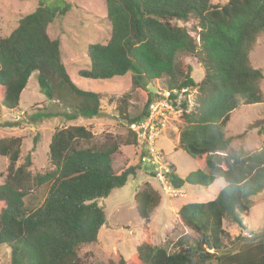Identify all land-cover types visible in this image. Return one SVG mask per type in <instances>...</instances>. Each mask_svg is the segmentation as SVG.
I'll use <instances>...</instances> for the list:
<instances>
[{"label":"trees","instance_id":"obj_1","mask_svg":"<svg viewBox=\"0 0 264 264\" xmlns=\"http://www.w3.org/2000/svg\"><path fill=\"white\" fill-rule=\"evenodd\" d=\"M36 9L21 18L9 36L0 34V105L14 110L29 78L35 75L40 94L60 109L65 121L92 119L100 112V94L79 89L62 62L60 42L47 34L49 25L72 9L68 2L36 0ZM110 37L105 44L87 47L88 65L77 75L90 81H107L131 73L135 87L166 80L167 89L197 88V106L182 115L184 127L179 148L203 167L180 178L173 168L167 175L172 190L185 186L210 187L220 177L224 187L206 203H188L177 211L178 222L192 234L179 237L172 245L153 246L149 236L136 247L129 264H264V232L254 240L237 237L229 242L223 221L229 218L241 229L250 201L264 191V148L248 153L232 149L225 136L230 115L239 105H261L262 71L254 69L249 55L264 33V0H228L220 7L211 0H105ZM198 22L197 37L182 24ZM182 25V26H180ZM193 57L203 68L196 84L187 74L183 81L176 58ZM123 101V99H120ZM118 114L131 124L145 118L151 98L138 117L126 115L121 101ZM125 106V104H124ZM12 127V126H11ZM124 144L135 145L134 134ZM85 128L55 130L48 145L49 172L32 175L28 154L16 167L21 138L0 140V157L9 165L0 185V246L10 251V264H83L77 255L81 245L97 241L105 214L97 201L123 187L136 174L129 167L116 174L111 156L118 145L110 142L98 148H81L91 139ZM48 185L47 195L36 208L24 198L33 187ZM142 221L160 204L150 185L134 194ZM145 232L147 229L145 228ZM110 264H127L124 259Z\"/></svg>","mask_w":264,"mask_h":264},{"label":"rangeland","instance_id":"obj_2","mask_svg":"<svg viewBox=\"0 0 264 264\" xmlns=\"http://www.w3.org/2000/svg\"><path fill=\"white\" fill-rule=\"evenodd\" d=\"M54 0L46 1L45 6H52ZM68 2L72 9L64 16L56 18L48 27L47 34L51 39H58L62 62L71 81L81 90L100 94V112L92 119L79 118L65 121L60 117L42 119L34 123V116L47 112L57 114L60 109L49 103L40 94L35 75L29 78L20 95L19 105L14 110H7L0 105V140L21 138L19 159L16 167L24 163L29 154L32 175L43 174L53 169L48 159V145L55 130L81 126L91 134V139L80 144L81 148H98L113 142L118 150L111 156L112 168L116 174L122 170L135 167L136 174L129 177L126 184L111 191L105 199L97 201L103 210L106 222L99 230L97 241L89 245H81L77 255L83 264H110L124 259L129 264L130 257L136 247L144 240L146 234L156 247H166L173 251L172 245L181 236L192 234L178 222L177 211L188 203H206L212 201L224 187L220 177L208 188L185 186L172 190L167 184H160L151 172V165L144 154L135 145H125L130 140L128 123L118 114L119 100L125 108L126 115L138 117L144 111L149 98L157 90L167 88L166 80L151 81L145 87H135L131 83V73L107 81H90L78 77L77 73L88 65L86 50L92 44H105L110 37V25L106 18L105 0H61ZM228 0H211L212 5L224 6ZM38 6L36 0H0V34L7 37L15 29L17 22L33 12ZM193 37L198 34V22L189 20L182 24ZM180 25V26H182ZM254 69L262 71L263 79L260 90L264 98V33L256 40L249 55ZM183 81L186 74L198 84L203 79V68L193 57L176 58ZM1 100V99H0ZM125 104V106H124ZM12 126V127H11ZM184 127L181 120H176L165 132L160 141L162 157L165 163L173 166L175 173L184 178L189 173L203 167L179 148L178 139ZM225 136L231 139V148L242 149L252 153L264 148V101L261 105H239L230 115L225 128ZM172 149V150H171ZM174 150V151H173ZM9 162L0 157V185L7 174ZM152 187L160 197L159 206L150 215L148 222L138 216L134 194L144 184ZM48 185L33 187L24 202L27 207L36 208L42 204ZM243 229L229 218L223 221V230L228 234L225 241L227 249H235L236 244L229 245L233 239L254 240L264 232V191L250 201L248 215L242 218ZM145 228L147 232H145ZM174 246V245H173ZM0 264H10V251L0 246Z\"/></svg>","mask_w":264,"mask_h":264},{"label":"built area","instance_id":"obj_3","mask_svg":"<svg viewBox=\"0 0 264 264\" xmlns=\"http://www.w3.org/2000/svg\"><path fill=\"white\" fill-rule=\"evenodd\" d=\"M197 95L195 87L157 90L151 97L145 118L128 125V130L135 136L136 147L148 159L154 177L165 186L171 170L162 157L159 140L174 121L194 112Z\"/></svg>","mask_w":264,"mask_h":264},{"label":"clouds","instance_id":"obj_4","mask_svg":"<svg viewBox=\"0 0 264 264\" xmlns=\"http://www.w3.org/2000/svg\"><path fill=\"white\" fill-rule=\"evenodd\" d=\"M129 125V124H128ZM162 139H166L165 138V135H163V137H161L160 138V140H159V147H160V141L162 140ZM135 146H136V144H135ZM161 148V147H160ZM162 149V148H161ZM145 156V155H144ZM145 158H146V156H145ZM147 159V158H146ZM148 160V159H147ZM150 164V163H149ZM151 172H152V167H151ZM152 174H153V172H152ZM154 175V174H153Z\"/></svg>","mask_w":264,"mask_h":264},{"label":"crops","instance_id":"obj_5","mask_svg":"<svg viewBox=\"0 0 264 264\" xmlns=\"http://www.w3.org/2000/svg\"><path fill=\"white\" fill-rule=\"evenodd\" d=\"M179 140V139H178ZM178 143V142H177ZM172 150V149H171ZM174 151V150H173Z\"/></svg>","mask_w":264,"mask_h":264}]
</instances>
